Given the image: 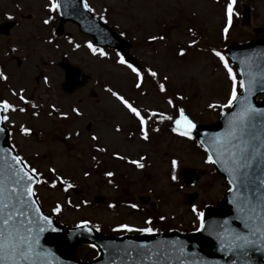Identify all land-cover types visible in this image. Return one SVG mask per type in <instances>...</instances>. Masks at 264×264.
<instances>
[{
  "label": "rangeland",
  "instance_id": "obj_1",
  "mask_svg": "<svg viewBox=\"0 0 264 264\" xmlns=\"http://www.w3.org/2000/svg\"><path fill=\"white\" fill-rule=\"evenodd\" d=\"M85 2L94 9L92 13L95 16L99 18L104 15L103 21L108 26L117 33H123V37L132 44L131 54L143 66L158 72L159 82L165 83L167 92L160 94L150 78L145 79L142 89L137 90L134 75L116 63V54L105 51L108 54L106 58L93 56L85 46L90 40L79 34L73 24L64 26L69 40L63 36L53 38L51 33L58 19L56 13L47 12V0H0V23L9 17L17 22L9 37H0V65L7 76L5 83H0V100L6 99L26 108L24 113L8 114L14 125L11 145L44 179L50 181L54 178L47 169L55 167L57 174L70 178L73 188L80 190V195H74L69 191L63 192L59 186L57 189L43 184L36 187V198L43 211L61 225L73 227L87 220L92 226H99L103 234H110L116 233L112 229L117 224L142 227L143 218L152 217L158 222V228L190 232L198 226V222L194 220L191 207L186 202L187 194L192 191L198 193V199L192 205H196L199 211L205 206L219 209V202L226 192L224 182L210 166L204 165V157L192 141L174 139L164 130H159L153 133L154 138L150 137L149 143L141 142L134 127L138 122L104 88L117 91L141 110L148 108L171 113L165 98L181 94L186 99L183 106H179L185 107L186 114L196 124L214 123L221 109H209L207 105L226 103L231 82L211 50L221 53L230 44L264 38V0H236L234 11L238 16L232 18L226 38L221 35V29L225 23L227 0ZM243 4L251 10V20L246 26H243L240 18ZM50 14H54V21L44 25L42 21ZM189 28L192 29L191 33ZM254 28H260L262 33L253 34ZM160 32L164 34L163 41L148 43L149 36H159ZM51 37L52 42L49 43L47 40ZM192 40L196 43L189 47ZM76 44L80 47L75 48ZM181 48L185 55L178 56ZM62 56L91 77L90 82L73 97L66 96L60 89L63 72L57 65ZM165 76L168 77L167 81L163 79ZM36 77L37 82L34 80ZM20 89L24 90L25 98L37 104L36 109L31 107V103L23 105L11 95L13 91L19 95ZM141 92L146 95H141ZM175 104L178 105V100ZM53 106L58 111L49 117L47 113ZM72 107L78 108L82 115L71 113ZM33 111L38 115L33 117ZM60 112L67 113L68 118L60 121ZM88 123L92 124L89 134L85 130ZM152 123L154 121L149 120L147 124ZM21 124L31 130L30 135L22 136L19 133ZM115 126H119L121 131L116 132ZM132 128L136 133L130 136ZM77 132L79 135L74 136ZM64 133L70 136L69 139H65ZM92 135H96L98 140L91 141ZM94 146H103L107 150L98 153L94 151ZM154 146L150 155L147 147ZM114 152L127 159L138 160L144 156L146 160L141 163L147 166L136 171L135 166L126 160L123 163L113 160L111 153ZM93 155L99 163L91 160ZM173 158L179 161L177 171L184 167H195L209 172L194 188L188 190L181 186L178 179L176 182L169 179L170 161ZM84 171L89 172L88 177L83 176ZM106 171H112L114 176L106 179ZM146 173L151 176L150 180H146ZM148 190H152L150 200L156 202L154 208L144 207L143 212L133 213L122 205L139 203L138 198L147 194ZM95 196H103L115 207L110 209L106 205H95ZM69 200L71 206L66 203ZM58 202L63 209L53 216L51 209ZM140 206L143 207L142 204ZM161 216L165 217V221L160 223L158 219ZM74 254L81 260L96 256L93 250L81 245Z\"/></svg>",
  "mask_w": 264,
  "mask_h": 264
},
{
  "label": "snow or ice",
  "instance_id": "obj_2",
  "mask_svg": "<svg viewBox=\"0 0 264 264\" xmlns=\"http://www.w3.org/2000/svg\"><path fill=\"white\" fill-rule=\"evenodd\" d=\"M235 2L236 0H227L224 7L225 23L221 29V35L225 38L232 23ZM46 8L49 13H57L60 11L61 5L58 0H47ZM83 8L90 13L94 11L88 3H83ZM52 18L49 15L42 23L48 25ZM99 18L101 20L105 19L104 15H100ZM188 31L191 33L192 29L189 28ZM148 39L149 41H163L165 37L163 35L149 36ZM51 42L49 40V43ZM195 43L196 41L192 40L189 47ZM85 46L93 56L106 58L108 55L104 50L94 47L91 42H88ZM79 47V44L75 45V48ZM211 54L222 65L227 74V79L231 82V87L226 96V103H210L207 107L209 109H221V116L225 115L224 109L235 107L236 110L227 116L223 131L216 133L209 141L204 142L208 143V146L204 147V152L207 154L204 162L209 165H218L227 174L230 185L227 191L233 195L230 203L235 205L236 219L240 221L242 229L241 231L226 232L229 239L227 244L223 242V236H218V238L221 241L220 248L226 250V253L236 252L244 258L242 264H253V253L264 254V109L254 107L249 99L253 88L258 83L255 78L247 81L244 79L237 81L233 69L229 66L225 57L215 49L211 50ZM177 55H185L184 49L181 48ZM116 57V63L126 67L134 75V87L137 90L142 89L145 76H147L153 81H157L155 87L160 93L167 92L165 83L159 82L157 71L151 68L141 69L138 66H134L119 52L116 53ZM163 79L167 81L168 77L165 76ZM6 80L7 76L0 72V81ZM45 83H48L47 78H45ZM259 83L264 88V81ZM23 91V89H20L19 95L13 91L11 95L17 97L23 105H29L31 101L25 98ZM105 91L110 93L111 97L118 101L119 105L138 122L140 139L145 141L149 139L146 125L149 120L156 119L160 122L169 121L170 131L176 136L189 141L193 140V130L196 128V123L186 114L184 108L176 107L172 98H168L166 103L170 108L174 109V115L148 108L141 110L117 91L111 88H106ZM241 93L243 94L241 95ZM141 95H146V93L141 92ZM177 99H183V97H177ZM31 107L36 109L38 106L35 103H31ZM25 111V107H18L6 99L0 100V125L7 123L9 127L14 126L8 113H24ZM57 111L58 109L53 106L52 110L47 114L51 117ZM71 113L75 114V116L82 115L76 107L71 108ZM31 115L35 117L38 113L33 111ZM59 115L61 119L68 118L67 113L60 112ZM158 130L157 128L152 129L153 132ZM5 131L4 127H0V132ZM18 131L22 136H28L31 132L23 124L19 126ZM115 131H121L120 127L117 126ZM8 134L11 135V133ZM76 135H79V133L77 132ZM65 139L67 140L69 137L65 136ZM90 139L95 142L98 137L92 135ZM197 146L203 145L201 142H197ZM106 150L103 146H94L95 152L104 153ZM0 153H4L3 156H0V161L3 162L0 164V264H52L50 259H46L51 257L52 253L42 248L40 238L43 233H55L58 229L54 227V221L49 216L44 215L41 209L36 206L34 186L43 184L50 189H57L59 186L60 190L67 192L74 185L71 183L70 178L57 174L55 167L47 169L54 177L49 181L44 179L37 169L31 167L22 156L2 148H0ZM112 155L117 160H126L128 164L134 165L137 169L144 167L143 163H141L145 159L144 156H140L139 160H136L127 159V157L115 152ZM91 160L99 163L95 155L91 157ZM178 166V159H171V175L169 179L172 182L177 181L176 171ZM104 175L112 177L114 173L106 171ZM83 176L88 177L89 172L84 171ZM109 183H112V181L109 180ZM66 203L71 206L70 200L66 201ZM82 203L86 202L82 201ZM128 206L133 209L137 207L135 204H129ZM108 207L114 208L115 205L109 204ZM62 209L63 205L59 202L56 203L51 209L52 215L55 216L61 213ZM191 213L194 220L199 223V227L195 230H203L205 228L204 214L198 210L196 205L191 206ZM160 219L164 220L165 217L161 216ZM89 223V221L83 220L77 223L75 227L88 232L90 231ZM143 223L149 226L135 227L130 224L120 223L112 230L116 232H139L149 235L155 233V230L150 227L151 219H146ZM227 224L228 221L225 220L224 225L226 226ZM93 227H95L96 231L100 230L99 226ZM172 247L180 253L184 251L179 241L172 242ZM125 254L131 255L132 253L126 252ZM137 254H143L148 258L152 256L151 251H146L144 245L139 246ZM179 264H185V261L181 259ZM233 264H237V262L233 261Z\"/></svg>",
  "mask_w": 264,
  "mask_h": 264
},
{
  "label": "water",
  "instance_id": "obj_3",
  "mask_svg": "<svg viewBox=\"0 0 264 264\" xmlns=\"http://www.w3.org/2000/svg\"><path fill=\"white\" fill-rule=\"evenodd\" d=\"M58 2L61 5V22L56 34L61 33V24L67 19H71L82 32H86L96 39L95 45H105L118 50L128 62L137 65L136 61L128 55L129 44L88 14L83 8L82 0H59ZM242 17L243 23H247L249 10L246 6L243 7ZM13 26L14 23L1 24L0 34H7ZM254 32L260 33L261 31L255 30ZM225 53L229 60L237 65L241 79L247 81L255 78L258 82L249 99L254 107L264 109V100L255 102V97L258 94L264 96V88L259 83L264 81V40H254L244 45H232L226 48ZM60 66L65 70V80L62 84V89L65 92L71 93L83 85L86 78L78 68L70 66L64 60ZM235 110L234 107L224 116H221L215 126L199 127L193 132L197 140L202 143L203 148L208 146V143L204 142L209 141L216 133L223 131L227 116ZM0 148L13 152L7 145V131L0 132ZM3 155L4 153H0V156ZM2 163L0 161V164ZM214 167L229 185L227 174L218 165H214ZM181 175L187 185L193 186L203 173L195 169H186L181 172ZM195 197H189V203H192ZM232 199L233 195L227 192L221 201L223 210L221 212L207 210L204 216L205 228L186 236L171 233L152 237L117 239L97 235L91 229L84 232L82 229H67L54 223V227L58 231L43 233L40 243L42 248L52 253L51 257L46 258L50 259L52 264H179L181 259L185 261V264H202V262L203 264H233V261L242 264L244 258L236 252L226 253V250H222L220 248L221 241L218 238V236H223V242L227 244L229 239L226 232L242 230L240 221L236 219L235 205L230 203ZM96 201L101 202L103 199L96 198ZM36 206L39 207L38 204ZM225 220L228 221L226 226L224 225ZM175 241L181 243L184 249L183 253L172 247V242ZM81 243L94 246L99 252L98 257L89 263L78 261L72 252ZM140 245H144L146 251H151V258L137 254ZM126 252L132 254L126 255ZM252 262L253 264H264V254L253 253Z\"/></svg>",
  "mask_w": 264,
  "mask_h": 264
},
{
  "label": "flooded vegetation",
  "instance_id": "obj_4",
  "mask_svg": "<svg viewBox=\"0 0 264 264\" xmlns=\"http://www.w3.org/2000/svg\"><path fill=\"white\" fill-rule=\"evenodd\" d=\"M163 123H167V121H163ZM151 195H152V192H151V190L147 193V194H145V196L144 197H142V198H139L138 199V201L141 203V202H143V204L145 205L144 207L145 208H150V209H152V208H154V205L152 204V203H150L151 202ZM147 218H143V220H142V223H143V221L144 220H146ZM157 224H158V222H156V221H153L152 223H151V225H150V227H152L153 229L157 226ZM143 227H147V226H149V225H145L144 223H143ZM160 231H162V232H165V231H167L166 230V228L165 227H163V228H160L159 229Z\"/></svg>",
  "mask_w": 264,
  "mask_h": 264
}]
</instances>
